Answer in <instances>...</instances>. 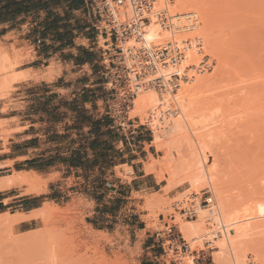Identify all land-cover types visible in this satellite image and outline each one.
<instances>
[{"label": "rangeland", "instance_id": "obj_1", "mask_svg": "<svg viewBox=\"0 0 264 264\" xmlns=\"http://www.w3.org/2000/svg\"><path fill=\"white\" fill-rule=\"evenodd\" d=\"M62 1L0 0V25L18 30L0 39V161L12 159L0 168L6 175L0 178V197H10L0 210L39 206L34 213L13 207L0 214V264H134L144 236L132 235V225L175 238H166L165 258L177 264H264V0H204L207 8H198L205 12H198L196 22L209 32L200 26L176 35L191 41L182 66L189 82L197 86L195 80L212 76V85L199 93L195 131L176 135L172 122L182 113L179 103L172 96V103L160 101L165 93L151 87L158 106L142 115L135 109L144 89L125 109L129 83L116 82V69L103 56L105 50L106 57L116 53L113 38L94 27L88 5L66 9ZM201 31L210 33V40ZM197 43L201 52L194 65ZM39 51L75 65L89 60L92 65L83 71L98 78L82 88L81 67L73 71L78 76L68 77L59 61L36 60ZM204 55L212 65L201 71ZM95 99H100L96 106H86ZM177 107L178 113L168 116ZM197 142L207 151L204 162ZM139 158L136 172L144 167L154 173L156 188L136 191L143 182L131 181L130 165ZM202 165L213 171L217 188L193 186ZM210 195L216 210L246 214L235 222L249 226L243 238L235 237L238 248L233 242V248L220 249L224 233L237 232L235 223L220 226L209 213ZM185 208L196 215L187 216ZM185 224L192 227V241L182 232Z\"/></svg>", "mask_w": 264, "mask_h": 264}, {"label": "built area", "instance_id": "obj_2", "mask_svg": "<svg viewBox=\"0 0 264 264\" xmlns=\"http://www.w3.org/2000/svg\"><path fill=\"white\" fill-rule=\"evenodd\" d=\"M85 1L95 19L94 27L114 40L113 46L116 53L112 58L106 57L108 51L105 50L103 56L104 61L108 60L109 65L116 69V82L129 83L128 89H124L125 109L133 103V99L140 91L148 87H155L163 93L175 92L180 87L181 81L189 79L187 70L182 67L187 60L186 50L191 47L189 39L185 41L172 39L164 45L145 42L147 27L153 22L167 30H172V25L178 17L171 8L174 0ZM195 41L197 42L198 39L195 38ZM196 47L199 48L198 52L200 53V43H197ZM170 65L173 66L174 71L169 73V76L159 72L160 68ZM211 65L210 57L204 55L199 69L201 71L209 70ZM187 67L195 69V67ZM178 111L179 107L169 109L168 116H174ZM205 203L210 209L217 206L212 195L205 199ZM184 214L194 216L196 210L185 208ZM174 240L175 238H171L170 241Z\"/></svg>", "mask_w": 264, "mask_h": 264}, {"label": "bare ground", "instance_id": "obj_3", "mask_svg": "<svg viewBox=\"0 0 264 264\" xmlns=\"http://www.w3.org/2000/svg\"><path fill=\"white\" fill-rule=\"evenodd\" d=\"M209 1V0H208ZM211 1V0H210ZM204 0H174V2L172 3V6H171V8L173 7V9L172 10H174L175 11V15H178V17L175 19V23L172 25V30H167L166 28H164V27H162L161 25H159V24H157V23H151L150 25H149V27H147V31H146V34H145V42L147 43V44H154V45H159V42H162V41H168V40H170V39H178V40H181V41H185L186 39H179V38H177L176 37V35H179L178 33H181L182 31H188V30H190L191 28H194V29H199V27L201 26H203L201 23H199V22H196V20H197V17H198V14H200L202 11H201V9L202 8H204L205 6H204ZM209 4V3H208ZM213 7V6H212ZM198 8H201L200 10L198 9ZM206 8H207V6H206ZM206 8H204V10L206 9ZM196 9H198V10H196ZM210 9V8H209ZM200 11V13H198ZM207 11V10H206ZM215 11V10H214ZM205 12V11H204ZM204 12H202L203 14H204ZM207 12H209V11H207ZM201 13V14H202ZM200 14V15H201ZM212 14V13H211ZM208 15V14H207ZM209 15H210V12H209ZM203 17V16H202ZM193 18H195V19H193ZM212 18V17H211ZM206 20H207V17L205 18ZM201 22V21H200ZM185 23H187V24H185ZM205 23H206V21H205ZM208 24H209V22H208ZM206 25V24H205ZM204 25V26H205ZM212 25V24H211ZM202 27L201 28V30L203 31L204 29H205V27ZM207 27H209V25L207 26ZM212 27V26H211ZM214 27V26H213ZM204 28V29H203ZM193 29V32L194 31H196V30H194ZM208 30H209V28H207ZM197 31H200V29L199 30H197ZM201 31V32H202ZM205 31V30H204ZM205 32H207V30L205 31ZM209 32V31H208ZM207 32V33H208ZM191 33V32H190ZM195 33V32H194ZM188 34H189V32H188ZM201 34H205L204 32H202ZM210 34V33H209ZM208 34V35H209ZM214 34V33H213ZM191 35H192V33H191ZM194 35V34H193ZM200 35V34H199ZM198 35V36H199ZM205 35H207V34H205ZM207 35V38H208V40H210L209 39V36ZM189 36H190V34H189ZM191 37V36H190ZM205 39H207L206 37H204ZM212 38V37H211ZM198 39H200V38H198ZM204 39V40H205ZM213 40H214V38H212ZM194 40V39H193ZM171 41V40H170ZM205 41H207V40H205ZM204 42V41H203ZM163 43V42H162ZM206 43H208V42H206ZM215 43V41L213 42V44ZM202 44V43H201ZM204 44H205V42H204ZM210 44V43H209ZM212 44V43H211ZM213 44H212V47H213ZM203 45V44H202ZM215 45V44H214ZM205 47L207 48V45L205 44ZM197 48V47H196ZM210 49H212V48H210ZM197 51H198V49H193V52H192V54H191V58H192V60H193V63L192 64H194L195 65V62H197V60L199 59V53H197ZM198 54V55H197ZM190 55V54H189ZM189 55H188V57H189ZM164 71V72H163ZM161 74H163V75H166V76H169L168 74L169 73H171V72H173V66L172 65H170V66H168V67H166V68H160V71H159ZM202 76V75H201ZM199 77V76H198ZM191 78V77H190ZM207 78H209V79H207ZM211 78H212V76L211 77H208V75L206 76V78L205 77H203L202 76V78L200 77V78H198V80H195L194 82L196 83L197 82V86H196V84H192V83H190L189 82V80H188V82L187 83H185L184 82V84H183V82H182V84L183 85H181V88L178 90L179 91V93L178 94H172V92H171V94H170V92L168 93V95L165 93L164 94V96L162 95V96H160V101H161V99H163V100H165V102H169V103H172L173 102V100H172V98L174 99V102L176 101L177 102V104H178V106H181L180 108H181V110H182V113H181V115H178L179 117H177V118H175V120H173L174 122H172V123H174V125H173V129L175 130V132H174V130H173V133L175 134L176 132L178 133V134H181L180 132H183V131H185L187 128L188 129H196L195 127L197 126V124H199L198 122H196L194 119H195V116H197L198 114H200V112H201V94H200V96H199V93H204V88L205 87H208V86H210V85H212V84H210V81H212L211 80ZM197 79V78H196ZM210 80V81H209ZM192 82H193V80H192ZM215 83V82H214ZM213 83V84H214ZM196 87H195V86ZM215 85V84H214ZM215 87V86H214ZM217 88V87H216ZM207 89V88H206ZM210 89V88H209ZM208 91V90H207ZM206 91V92H207ZM171 96H172V98H171ZM171 99H170V98ZM170 100H172V102H170ZM137 101V100H136ZM158 101H159V96H158V94H157V92L156 91H154L153 89H151V87H150V89L148 88V89H146L143 93H141L140 94V96H139V98H138V101L136 102V106H137V108H135V109H138L139 110V113H141V115H142V113L143 114H146L147 112L149 113V109H151L152 108V110H153V107H155V105H157V103H158ZM160 101H159V103H160ZM209 101V100H208ZM163 103H164V101H162ZM162 102H161V105H162ZM167 102V103H168ZM166 103V104H167ZM165 104V105H166ZM159 105V104H158ZM157 105V106H158ZM156 106V107H157ZM163 106V105H162ZM161 106V107H162ZM169 106V105H168ZM206 106H208V105H206ZM209 106H210V104H209ZM165 107V106H164ZM163 107V108H164ZM210 108V107H209ZM155 109V108H154ZM159 109V108H158ZM162 109V108H161ZM138 110H136V111H138ZM157 110V109H156ZM159 111H160V109H159ZM134 113H135V111H133ZM161 112V111H160ZM159 112V113H160ZM181 112V111H180ZM138 113V114H139ZM152 113H154L153 111H152ZM156 113V112H155ZM157 113H158V111H157ZM136 114V113H135ZM148 115V114H147ZM208 115V114H207ZM165 120V119H164ZM169 120V119H168ZM158 121V120H157ZM209 122V121H208ZM209 123H211V122H209ZM158 124V123H157ZM160 124V123H159ZM163 126V125H162ZM202 126V125H201ZM203 126H205V125H203ZM210 125H208V127H209ZM166 127V126H165ZM199 127H200V125H199ZM157 128V127H156ZM192 130V131H193ZM187 131V130H186ZM195 131V130H194ZM171 132H172V130H171ZM186 134V133H185ZM176 135V134H175ZM187 137V136H186ZM159 138V137H158ZM197 145H198V147H199V149H200V152H201V154H203L204 156V159H202V162H204V160H205V158L207 157V151H206V149L202 146V144H201V142H197ZM201 164V163H200ZM203 164V163H202ZM194 167H196V166H194ZM198 170H195V171H197V173H195L196 175V177L195 176H193L194 178H192L191 180H192V184H193V186H198L199 188L201 187V186H208V184L210 185V186H212L213 187V185L217 188V184L215 183V180H214V177H213V175H214V173H213V171L212 170H209V169H207L206 167H203V165L202 166H200L199 168H197ZM34 173V172H33ZM35 175V174H34ZM36 185V184H35ZM2 186V185H1ZM0 186V187H1ZM196 186V187H197ZM215 187H213V188H215ZM36 188H38L37 186H36ZM216 190H218V189H216ZM38 191H41L40 189H38ZM31 192V191H30ZM34 192H36V190L34 191ZM38 193H40V192H38ZM225 201V200H224ZM221 202H223V201H221ZM222 204V203H221ZM224 204V203H223ZM222 204V205H223ZM227 207V206H226ZM225 207V208H226ZM229 209H230V207H229ZM38 210V209H37ZM204 210V209H203ZM218 210V211H217ZM216 210V208L215 207H212L211 209H210V212L209 213H211V214H215L216 216V218L215 217H213V218H215L216 220H220V226H221V222H222V224L223 225H226V224H228L229 226H230V224H234L235 222L237 223L239 220H241L242 218H243V220H244V217L246 216V214L245 213H241V212H238V211H233L232 213L230 212V213H228L229 211H227V210H225L224 209V207L223 206H221V208L219 207V209H217ZM36 211V210H35ZM35 211H33V213L35 212ZM206 212H207V209L205 210ZM225 211H226V213H225ZM232 211V210H231ZM218 212V215L216 214ZM207 214V213H206ZM210 214V215H211ZM227 214V215H226ZM204 217H203V215H201V217L199 218L200 220L199 221H201V219H203ZM214 219V220H215ZM212 221V220H211ZM216 222V221H215ZM214 222V223H215ZM224 222H226L225 224H224ZM212 223H213V221H212ZM217 223H218V221H217ZM235 223V224H236ZM240 223H241V221H240ZM232 225V226H235L236 228H235V230H236V232H237V234L234 236V237H231V236H229L230 235V232L228 233V232H225V230L223 231V228H222V232L224 233V235L222 236V238H221V247H220V249H227V247L228 248H231L232 246H233V242L235 243V241L237 240L236 238H240L241 236H244V234H245V232H247L248 231V227L249 226H247V225H241V226H238L239 225V223H238V225L236 224V225ZM245 224V223H244ZM228 225H226V227L228 226ZM215 227V226H214ZM220 228L219 226H216V228ZM231 227V226H230ZM217 228V229H218ZM221 229V228H220ZM252 229V228H251ZM213 230H215V229H213ZM226 230H227V228H226ZM253 231V230H252ZM182 232L184 233V235H185V237L189 240V241H192L193 240V236H192V234H193V231H192V227H191V225H186L185 224V226H183V228H182ZM213 232V231H212ZM238 236V237H237ZM247 236V235H246ZM236 237V238H235ZM241 238H243V237H241ZM237 243H238V241H237ZM237 243H235L234 244V247H235V245H237ZM240 243V242H239ZM220 245V244H219ZM233 248V247H232ZM237 248H238V245H237ZM233 251H234V249H232ZM236 250V249H235ZM239 250V249H238ZM228 253V252H227ZM234 253H235V251H234ZM226 256V255H225ZM228 258V257H227ZM240 258H243V257H240ZM242 260V259H241ZM243 261V260H242ZM238 262V261H237ZM236 262V263H237Z\"/></svg>", "mask_w": 264, "mask_h": 264}, {"label": "crops", "instance_id": "obj_4", "mask_svg": "<svg viewBox=\"0 0 264 264\" xmlns=\"http://www.w3.org/2000/svg\"><path fill=\"white\" fill-rule=\"evenodd\" d=\"M81 2V9H84L87 5L85 0H63L62 4L64 5V7L66 9H69L70 7H77L78 3ZM22 17V15H19L18 19H20ZM0 39L6 37L7 35L10 34H15L16 31L18 30H5L4 28H8V25L3 24L0 25ZM88 28H86L87 30ZM21 36V32H18V38L20 40H23L22 38H20ZM85 40L89 41L91 38L89 37H84ZM27 41V40H25ZM52 54V52L48 51V52H37V59L36 60H40V59H44V60H50V59H54L56 61H59L63 67V73L66 71L69 73V76H78L76 74V72L74 73V69L76 67H81V87L84 88V86H88L91 82H93L97 77L96 73H93L91 70L90 71H83L86 66H91V62L89 60H82L81 64L75 65L73 62H70L69 60H61L59 59L57 54H52L53 56H49L47 57V59L44 57L46 54ZM84 74V75H83ZM87 76V77H83V76ZM98 83H95L91 86H95ZM82 93H85V89L82 90ZM100 102V99H95L91 102H89L90 104H88L86 102V106H96V104H98ZM91 112H96L98 113V109L94 110L92 109ZM2 142H1V137H0V146H2ZM16 158H13V160H15ZM142 158L139 159H135L132 161V164L130 165L132 167V173L130 174V178L131 181H138V182H143V186L140 187V190H136V191H145L147 189H151V188H156L157 185H159V181L157 180L156 176L154 175V173L152 172H148L145 171L144 167L140 168L138 167V171L136 172L134 164L136 161L140 160ZM7 160H12L11 158L8 159H4L3 161H0V168H2L3 162L7 161ZM129 165V164H128ZM2 172V171H0ZM6 175H0L1 177H5ZM153 179V184L154 186H152V183L150 182V179ZM10 198V197H9ZM6 197H0V206H6L8 204V199ZM31 197H27L28 200ZM23 201V199L18 200V202ZM17 202V201H16ZM13 207H18L16 210H13L14 212L17 213H21V214H27L30 213L36 209L39 208V206H28V207H24L23 204H18V205H14V206H10L8 207L9 210H5V211H1L0 210V214L2 213H6L7 211L11 213V209ZM23 222H29L31 223V221H23ZM23 222L18 223L16 226L20 227ZM169 224L166 223V227H168ZM131 228H133L132 230V235H137V234H143V239H142V251L141 253L136 256V260L134 262V264H177L176 261H167L166 260V256H167V249H166V238L167 236L166 233L164 231L161 230H156V229H148L146 227L142 228L140 226H135L132 225ZM169 241L171 240L170 237L167 238ZM169 249L173 248V244H169Z\"/></svg>", "mask_w": 264, "mask_h": 264}]
</instances>
